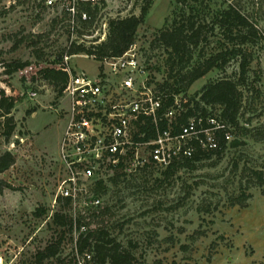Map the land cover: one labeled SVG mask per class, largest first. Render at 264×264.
<instances>
[{"label":"rangeland","instance_id":"1","mask_svg":"<svg viewBox=\"0 0 264 264\" xmlns=\"http://www.w3.org/2000/svg\"><path fill=\"white\" fill-rule=\"evenodd\" d=\"M175 1L152 0L137 32L135 46L145 67L143 80L152 93L158 92L157 85L166 79L167 55L161 48L152 49L150 42L171 15ZM253 1L262 3L264 20V0ZM39 2L0 0V89L16 100L14 135L9 141L0 136V154L9 151L16 158L14 166L0 175L12 186L0 193V257L4 262L75 264L74 228L55 223L53 216L58 213L71 221L80 218L86 232L106 229L111 238L132 251L134 264H264V185L258 186L256 177L247 181L249 169L264 174V44L254 48L239 127L230 133L232 139L220 159L213 155L169 179H163L161 170L153 166L125 174L117 184L110 180L114 175L105 177L106 190L95 194L94 185H88L90 190L74 210L59 203L57 190L67 106L63 94L41 73L58 55L66 54L70 36L60 10H47ZM244 2L252 4L251 0ZM142 3L104 0L95 22L81 33L84 35H78L77 43L89 47L103 42L107 22L138 16ZM254 7L250 10L258 9V5ZM259 23L264 30V21ZM18 60L30 66L6 75L2 62ZM69 65L90 75L98 72V63L85 56L71 59ZM235 68L231 65L227 72ZM219 75L212 71L198 80L185 99ZM31 92L37 96L31 98ZM29 111L32 114L28 115ZM234 141L240 145L232 147ZM241 190L251 195L247 206L230 207L229 198ZM96 198L104 209L90 204ZM38 210L45 212L37 217ZM58 241V256L39 263L37 254Z\"/></svg>","mask_w":264,"mask_h":264},{"label":"trees","instance_id":"2","mask_svg":"<svg viewBox=\"0 0 264 264\" xmlns=\"http://www.w3.org/2000/svg\"><path fill=\"white\" fill-rule=\"evenodd\" d=\"M251 1L252 4L244 0H176L175 7L163 27L153 33L150 47L161 48L167 55L166 79L157 85V94L162 100L160 114L165 113L172 106L177 110L173 118V135L178 134L180 126L185 125L190 118H215L224 126V129L213 133L217 143L216 150L204 151L197 142H192L193 156L188 159L173 160L167 168L161 170L163 179L174 177L181 169L193 168L195 164L210 159L213 155L220 159L228 146L225 133H233V129L239 127V119L243 111L244 87L248 83L250 66L254 60L253 51L254 48L259 49L264 44V30L259 23L261 20L264 21L261 14L262 3ZM249 5H253V9L258 5V9L250 10ZM151 6L152 0H143L138 16L114 18L107 22V34L103 42L89 47L73 44L66 50V54L93 55L98 60L122 56L135 44L138 29L144 24ZM82 8L89 16V20L82 23L85 31L91 28L102 8L92 7L89 4H85ZM82 35L84 34L79 33V36ZM1 56L0 52V59ZM62 62V55H58L54 62L41 72L43 78L59 94H62L68 80ZM2 65L5 69L4 73L10 76L24 71L30 63L18 60L2 62ZM231 65H235L236 68L228 73L227 69ZM212 71H218L219 77L207 82L194 96L186 100L185 97L191 86ZM178 96H183L179 102ZM176 102L180 104V108H177ZM15 105L16 100L0 89V136L6 141L10 140L16 129L12 116ZM30 114L32 111L28 112V115ZM158 126L160 130L165 129L166 120L161 119ZM138 130L139 133H144L143 142H149L155 137V127L151 119H146L144 124H138ZM239 145L236 141L231 143L232 147ZM15 162L16 158L11 152L0 154V175L12 168ZM248 171L251 175L247 181H255L256 177L258 186L264 185L262 172L250 169ZM123 175L125 174L116 170L110 180L117 184ZM4 189H12V186L0 178V193ZM92 190H95V194L106 190L105 182L97 180ZM250 198L251 195L247 194L246 190H241L238 195L229 198V205L244 208ZM58 201L63 207L70 206L69 200ZM98 209L104 208L101 205ZM202 210L207 213L210 211L209 208L199 209ZM44 212L45 210L40 212L38 210L35 215L39 217ZM96 213L100 214V212ZM53 219L61 227L73 229V223L71 219L67 220V216L56 213ZM77 223L79 228L82 220L79 218ZM77 246L80 253L84 251L93 253L97 264H134L135 262L132 251L123 248L104 228L80 234ZM59 252L60 241L51 243L37 254V261L40 263L45 259L55 258Z\"/></svg>","mask_w":264,"mask_h":264},{"label":"built area","instance_id":"3","mask_svg":"<svg viewBox=\"0 0 264 264\" xmlns=\"http://www.w3.org/2000/svg\"><path fill=\"white\" fill-rule=\"evenodd\" d=\"M103 1L40 0L39 3L47 10H60L70 36V47L73 43L81 45L77 43L78 35L83 32L82 23L89 20L82 7L85 4L101 7ZM81 56L98 63L95 75L79 72L69 65L71 59ZM62 63L68 75L62 92L67 116L59 145L62 175L57 190L59 199L69 200L74 210L90 186L97 180L113 176L116 170L124 174L145 166L163 170L175 159L191 158L192 142H197L204 151L217 149L213 133L224 126L215 118H190L180 126L179 133L173 135L177 110L172 106L160 114L161 96L152 93L143 80L145 67L135 44L120 57L98 60L93 55L65 54ZM29 96L35 98L37 94L31 92ZM176 106L180 108L178 102ZM146 119H151L155 127V137L149 142L142 141L144 133L138 130V124H144ZM161 119L167 122L163 130L158 126ZM231 139V134L225 133V140L230 142ZM90 204L99 208L101 201L96 198ZM72 223L75 264H97L93 253L78 250L77 242L80 234L86 231L85 226L78 228L76 218ZM0 264H6L1 257Z\"/></svg>","mask_w":264,"mask_h":264},{"label":"crops","instance_id":"4","mask_svg":"<svg viewBox=\"0 0 264 264\" xmlns=\"http://www.w3.org/2000/svg\"><path fill=\"white\" fill-rule=\"evenodd\" d=\"M65 127V126H64ZM63 131H64V128H63ZM62 134H63V132H62Z\"/></svg>","mask_w":264,"mask_h":264}]
</instances>
